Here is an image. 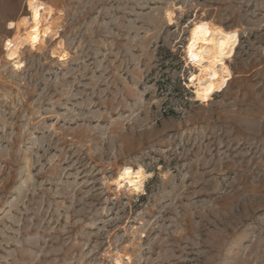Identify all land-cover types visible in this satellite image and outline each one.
<instances>
[{
    "label": "rangeland",
    "instance_id": "obj_1",
    "mask_svg": "<svg viewBox=\"0 0 264 264\" xmlns=\"http://www.w3.org/2000/svg\"><path fill=\"white\" fill-rule=\"evenodd\" d=\"M43 1L57 33L17 68L27 0H0V264H264V0ZM201 19L240 34L209 101ZM127 165L142 192L115 183Z\"/></svg>",
    "mask_w": 264,
    "mask_h": 264
},
{
    "label": "bare ground",
    "instance_id": "obj_2",
    "mask_svg": "<svg viewBox=\"0 0 264 264\" xmlns=\"http://www.w3.org/2000/svg\"><path fill=\"white\" fill-rule=\"evenodd\" d=\"M27 6L29 14H22L18 20L10 21L9 28L15 29V33L4 46L7 58L12 60L17 68L24 65L20 59L24 46L37 49L46 38L57 33L53 24L55 9L50 4L43 0H27ZM174 14L173 10L166 13L170 23L174 22ZM239 44L240 34L237 29H226L206 19L194 21L186 49L190 61L197 69V72L191 75L190 81L199 100L209 101L214 94L224 91L228 86L233 78L228 61L235 55ZM57 49L56 55L64 59L67 52L62 43ZM149 175L143 166L133 168L127 165L119 172L115 183L120 189L126 186L129 190L139 193L144 190ZM117 261L123 264L121 257Z\"/></svg>",
    "mask_w": 264,
    "mask_h": 264
},
{
    "label": "clouds",
    "instance_id": "obj_3",
    "mask_svg": "<svg viewBox=\"0 0 264 264\" xmlns=\"http://www.w3.org/2000/svg\"><path fill=\"white\" fill-rule=\"evenodd\" d=\"M9 46H10V42H9Z\"/></svg>",
    "mask_w": 264,
    "mask_h": 264
}]
</instances>
